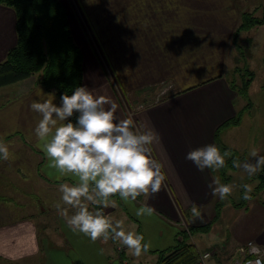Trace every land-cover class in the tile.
Here are the masks:
<instances>
[{"label": "crops", "instance_id": "crops-1", "mask_svg": "<svg viewBox=\"0 0 264 264\" xmlns=\"http://www.w3.org/2000/svg\"><path fill=\"white\" fill-rule=\"evenodd\" d=\"M61 1L83 53L82 86L111 98L118 106L119 118H130L123 103L126 94L134 96L152 93L166 85L172 87L164 100L149 104L132 119L139 128L151 127L160 135L152 156L167 177L164 185L151 198L141 195L129 202L130 210L128 203L117 195L126 213L120 216L125 230L143 234L146 241H151L147 254L157 256L153 251L166 250L177 243L183 221L188 227L206 223L213 216L214 201L219 198L209 188L217 178V170H198L185 158L186 154L210 143L219 146L220 142L244 155L241 163L246 161L239 142L244 114L250 107L243 102L246 97L232 87L229 66L236 57L227 48L233 44L241 15L250 11L236 0ZM14 18L13 10L0 4V61L15 43ZM246 65L251 68L250 62ZM32 77L18 81L17 90L13 89L9 97L12 107L0 114L9 126L0 143L7 145L10 153L8 160L0 159V261L36 264L39 259L41 264H121L119 256L124 263L137 264V257L129 255V249L118 241L115 242L123 248L120 255L110 239L93 242L83 233L72 232L67 218L51 221L49 233L57 242L48 243L44 249L39 227L30 223L32 215L17 217L30 206L23 205L16 188L25 189L24 193L32 187L40 188L48 195L49 190L60 195V184L76 182L73 177L57 179L58 173L49 166L38 145L34 129L41 116L30 105L38 99L35 95L38 88L49 92L32 81ZM55 97L54 103L59 105L60 99ZM241 111L244 113L238 124L216 131ZM221 152L228 151L221 149ZM238 171L236 168L230 172V180ZM253 176L248 175L249 179ZM229 202L223 204L219 218L205 234L213 235L210 246L198 250L210 252V264H214L216 256L215 263H223L228 254L231 257L248 240L264 248V189L256 195L254 192L243 206ZM193 205L200 211V218L192 215ZM142 206L151 207L152 214L138 217L136 210ZM101 210L113 221L120 220L119 207L109 205ZM74 212L70 210L68 216ZM221 221L227 231L217 235Z\"/></svg>", "mask_w": 264, "mask_h": 264}, {"label": "clouds", "instance_id": "clouds-1", "mask_svg": "<svg viewBox=\"0 0 264 264\" xmlns=\"http://www.w3.org/2000/svg\"><path fill=\"white\" fill-rule=\"evenodd\" d=\"M38 99L30 105L33 112L40 114L34 129L38 145L46 154L49 166L58 173L57 179L76 178L73 184L59 186L60 202L55 208L74 233H83L93 242L102 239L119 241L130 254L140 257L151 248L143 234L126 231L122 220L113 221L103 214L102 208L109 206V198L118 195L124 202L135 201L139 196L151 198L158 194L167 177L161 164L152 156L155 145L160 143L159 133L151 127L139 128L132 119L117 116V104L105 95L94 94L87 86L77 87L71 95L62 94L60 104L52 92L42 88L35 92ZM76 119L73 122L72 118ZM230 152L221 151L214 143L190 150L186 159L198 170H219L225 167ZM10 157L7 145L0 143V159ZM255 163L233 160L236 168H243L253 176L264 168V156L256 149L249 153ZM215 185V186H213ZM244 200H251L253 191L248 184L243 186ZM213 196L225 200L234 191V186L221 184L219 178L209 184ZM61 204L68 206L62 208ZM89 204L100 206L89 210ZM75 212L68 216V210ZM192 215L201 217L198 208L192 206ZM151 207L136 210L138 217L151 215ZM249 250L257 259L252 264H264V250L249 243Z\"/></svg>", "mask_w": 264, "mask_h": 264}, {"label": "trees", "instance_id": "trees-1", "mask_svg": "<svg viewBox=\"0 0 264 264\" xmlns=\"http://www.w3.org/2000/svg\"><path fill=\"white\" fill-rule=\"evenodd\" d=\"M0 4L11 8L15 16V43L7 50L5 58L0 61V86L22 81L38 72L40 75L37 83L46 91L54 93L59 99L62 94L71 95L77 87L82 86L83 53L74 39L67 8L59 0H0ZM258 9L262 10L261 16H255V11ZM263 24L264 2L254 11L244 12L241 15V21L232 37L234 46H239V56L236 57L234 63H239L240 57L244 53L242 40H249L247 34L244 33ZM239 64L236 65L239 66ZM240 66L245 72L241 74L242 83L238 93L247 98V91L253 80V72L246 64H240ZM232 71H237V68L232 66L231 75ZM231 84L234 85L233 78ZM249 106L250 102H247V107ZM243 113L241 111L234 118L223 122L216 131L220 132L238 124ZM70 119L75 122V115ZM218 145L220 151L222 149L231 153L229 157L225 158V167L217 170V178L221 181L220 183L227 184L230 180V172L236 169L233 160L241 161L244 155L221 145L220 142ZM254 177L259 180L256 190L264 189V168L258 171ZM250 195L253 197L254 193H250ZM244 203L245 200L242 203L233 204L243 206ZM223 204L219 198L215 200L213 216L202 225L189 226V232L192 234L208 232L219 218ZM184 231L186 230L181 228L177 232V243L173 247L159 252L153 251L157 254L155 264H195L198 251Z\"/></svg>", "mask_w": 264, "mask_h": 264}, {"label": "rangeland", "instance_id": "rangeland-1", "mask_svg": "<svg viewBox=\"0 0 264 264\" xmlns=\"http://www.w3.org/2000/svg\"><path fill=\"white\" fill-rule=\"evenodd\" d=\"M59 1L62 3L61 0ZM236 1L239 6L247 7L250 12L254 11V7H256V5H261L264 2V0H236ZM258 10L259 11L255 14V16H261L262 10L261 9ZM244 34H247V39L249 40L248 41L246 39L242 40L241 44H243L242 47L244 53H242L240 57L241 61H239V63L241 65L246 64V62L251 63L250 69L253 72V80L250 85V88L247 91L248 97L245 100H243L244 104L245 102L246 103L250 102V106H249L250 109L244 114L245 122L243 119L244 125L241 130L239 144L241 145L240 151L246 154V160L248 162L255 163V158L249 157V153L252 149H256L259 155L264 156V26L263 25L255 26ZM244 36L242 37L244 38ZM234 47L236 49H234ZM227 49H230L231 56L233 55L238 58L239 46H234L233 43L231 44V47L230 48L228 47ZM239 63H234L233 60V62L231 61V66H229V67L233 66L234 68L235 67L237 68V71L235 72L232 71V75H231V79L233 78V83H234L232 87H234L237 92L240 89L239 86L242 83L241 74L245 72L244 69H241ZM236 64H239V66H237ZM39 75L40 72L35 73L31 78L32 81H35V83H37V79ZM19 84L20 82L17 83L15 82L8 85L0 86V114L6 112L10 107H12L9 106L10 105L9 101H12L10 100L9 97L13 89L17 90ZM171 88L172 87L170 85H166L163 88L162 87L158 88L156 91H153L152 93L145 92L140 94H134V96L126 94L125 98L123 97V103L130 119H134V116L138 112H140L143 108L147 107L149 104H153V103L157 104L160 101L164 100L166 96L169 94L167 92H169ZM8 129L9 126L7 125V119L5 117H0V137H2L1 136L2 133L7 131ZM10 133H11L10 135H14L13 132ZM10 173L11 171H9V174ZM228 184L234 186V191L225 200H221V202L223 203L229 201H234L235 203H242L244 199L243 196H241L242 195L241 193H244V189L242 187L244 184H248L252 187L253 191L251 193L254 192L259 193L262 190V189L258 191L256 190V186L259 184V180L256 177L249 179L248 174L243 170V168H239V171L234 174V176L231 178ZM15 190H17L20 193L19 195L21 196L20 199H22L21 202L23 203V205L30 206L26 209V212L23 215H17V217H22V216L24 217V215L28 214L27 216H25L26 218L32 215L30 217V223L33 224L34 222L37 226V229L39 227L40 229L39 240L41 241V243L43 242L44 249L47 248L48 243L49 245H51V242L54 241L57 242L56 238L51 236V233H49V231H52L51 221L53 220L56 221L58 220V218H66V217H62L59 211L55 208V204L57 203L56 201L60 202L61 194L59 195L58 193L49 190V195H48L43 191H41L40 188L34 189L33 187L32 189L27 190V192L25 193H24L25 189L21 190L19 188L18 189L16 188ZM119 201L120 200L117 197V195L111 196L109 198V205H115L120 208L119 210L120 215H118L119 216L118 219L121 220L120 218L121 214H123L122 216H124V214L126 213L123 207L118 203ZM1 202L2 200L0 199V203ZM127 203H128V209L130 210L131 205L129 202ZM6 204L9 203L6 202ZM91 205L92 204H89L90 211H92ZM61 207L67 208L68 206L61 204ZM92 207L98 209L100 206L92 205ZM70 210L73 209H69L68 212ZM219 226L221 230L216 231V234L218 235L221 232L226 233L227 229L225 228L224 221L219 222ZM184 232L186 235H188L190 242H192L195 245L197 251L204 247L210 246L209 241L213 239V235H205L206 233L194 232L192 234L191 232L188 231H184ZM216 241L217 243H219V239H217ZM254 242L258 244L256 241ZM119 243L122 245L121 242ZM216 252L219 253L218 250H216ZM127 253L130 255L129 250ZM214 255L215 253H213V256ZM216 257H213L214 264H216L215 263ZM229 257L230 256L228 254L225 259L227 260ZM156 260H157V256L154 255L151 256L150 254L144 253L137 258L136 263L155 264ZM118 261L121 264H124L123 260L120 259L119 256H118ZM0 264H12V263L7 261L4 262L0 261ZM19 264H30V262L24 261ZM36 264H41L39 259L36 261Z\"/></svg>", "mask_w": 264, "mask_h": 264}, {"label": "built area", "instance_id": "built-area-1", "mask_svg": "<svg viewBox=\"0 0 264 264\" xmlns=\"http://www.w3.org/2000/svg\"><path fill=\"white\" fill-rule=\"evenodd\" d=\"M90 209V208H89ZM91 209L92 211H96L97 209L93 208L91 205ZM104 214V213H103ZM105 215V214H104ZM182 227L183 229H185L186 231L189 232L188 230V225L186 222H182ZM113 242L114 248L117 251V253L120 255L123 248L120 244H118L117 242H115L114 240L110 239ZM254 241H248L245 242L243 244H240L234 254L231 255V257L224 261L221 264H252V262H254L257 259V256L252 255L250 250H249V243ZM256 244V243H255ZM258 247H260L262 250H264V248L262 246H260L259 244H256ZM210 252L205 250V251H198V255H197V259L195 264H210ZM124 263V261H123ZM127 264V263H124Z\"/></svg>", "mask_w": 264, "mask_h": 264}]
</instances>
